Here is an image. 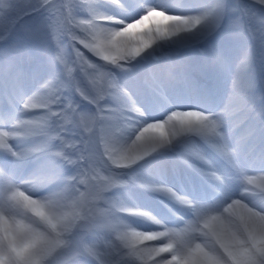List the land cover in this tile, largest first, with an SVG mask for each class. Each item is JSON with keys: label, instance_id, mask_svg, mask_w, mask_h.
Wrapping results in <instances>:
<instances>
[{"label": "snow or ice", "instance_id": "snow-or-ice-1", "mask_svg": "<svg viewBox=\"0 0 264 264\" xmlns=\"http://www.w3.org/2000/svg\"><path fill=\"white\" fill-rule=\"evenodd\" d=\"M0 264H264V0H0Z\"/></svg>", "mask_w": 264, "mask_h": 264}]
</instances>
